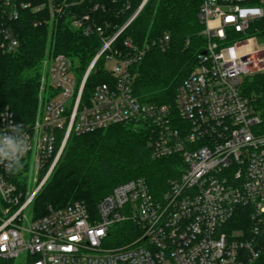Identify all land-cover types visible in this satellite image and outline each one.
Segmentation results:
<instances>
[{
    "label": "built area",
    "instance_id": "built-area-1",
    "mask_svg": "<svg viewBox=\"0 0 264 264\" xmlns=\"http://www.w3.org/2000/svg\"><path fill=\"white\" fill-rule=\"evenodd\" d=\"M1 5L0 55L19 47L7 22L32 1L0 0ZM47 6L53 14H63L69 3L42 1L35 10ZM137 13L111 37L89 16L74 17V27L102 38L101 50L81 79L67 56L47 61L51 94L41 98L31 124L2 112L0 138L12 137L21 145L27 139L23 159L32 156L40 165L53 160L49 176L72 133L121 123L145 125L153 157L181 156L180 177L170 181L160 198L144 178H136L116 186L95 210L74 201L29 218L25 211L38 191L22 203L11 171L0 164V264L21 258L24 264H252L263 254L264 121L242 84L264 69V44L241 55L236 46L257 40L247 34L252 22L264 17V0H203L199 17L207 45L196 68L177 87L174 104L139 101L130 69L146 49L122 55L114 47ZM236 34L243 38H230ZM168 38L159 42L163 49ZM103 54L111 80L95 84L85 100L87 80ZM12 125H20L25 135ZM241 210H247L249 223L236 227ZM125 222L136 226L137 236L108 246L114 227Z\"/></svg>",
    "mask_w": 264,
    "mask_h": 264
},
{
    "label": "trees",
    "instance_id": "trees-1",
    "mask_svg": "<svg viewBox=\"0 0 264 264\" xmlns=\"http://www.w3.org/2000/svg\"><path fill=\"white\" fill-rule=\"evenodd\" d=\"M20 8L17 19L8 20L18 40L16 51L0 55V115L12 113L18 123L31 124L41 98L51 94L47 80L48 64L55 55H64L75 64L79 79L103 46L96 34L86 35L73 25L74 17L89 16L102 25L107 36L115 35L139 10L144 0H62L69 3L67 13L53 14L49 6L35 10L39 2L31 0ZM203 0H147L114 43L122 55L146 49L145 55L131 67L133 93L143 103L174 104L177 87L196 68L207 40L199 13ZM2 5L0 6V13ZM168 38L166 47L160 45ZM247 36L264 39V17L252 22ZM231 39L243 38L236 34ZM129 41L132 47L126 44ZM105 54L87 80L84 99L93 86L110 81ZM243 94L264 121V69L245 77ZM150 129L132 123L115 124L86 134L72 133L45 183L32 200L33 218L62 208L74 201L85 202L91 210L113 189L129 180L144 178L156 198L179 178L183 161L179 155L155 158L148 146ZM53 160L43 166L50 168ZM19 172H10L22 200L32 184L33 157L22 159ZM42 176L40 175V178ZM249 223L247 210L237 216V226ZM131 222L116 225L108 246L127 244L137 236ZM252 264H264V252Z\"/></svg>",
    "mask_w": 264,
    "mask_h": 264
},
{
    "label": "rangeland",
    "instance_id": "rangeland-1",
    "mask_svg": "<svg viewBox=\"0 0 264 264\" xmlns=\"http://www.w3.org/2000/svg\"><path fill=\"white\" fill-rule=\"evenodd\" d=\"M259 44L260 45L264 44V39L244 40V41H241L236 46V49H237V52L241 55V54L249 53V52L256 50L258 48ZM107 67H111V65L108 64ZM31 170H32V173H31L32 184L28 188L26 195H25L26 198L22 200V203H24L29 197H31L36 192V190L38 189V187L40 186L42 181L45 179V177L49 173L50 168H46L43 165H40L34 159L32 166H31ZM40 175L42 176L41 178H40ZM0 205H1V200H0ZM1 209H2V207H1ZM25 212L29 218L33 217L32 204L26 209ZM23 261H24V259L21 258V259L14 261V262H15V264H24Z\"/></svg>",
    "mask_w": 264,
    "mask_h": 264
},
{
    "label": "clouds",
    "instance_id": "clouds-1",
    "mask_svg": "<svg viewBox=\"0 0 264 264\" xmlns=\"http://www.w3.org/2000/svg\"><path fill=\"white\" fill-rule=\"evenodd\" d=\"M12 127L19 130L22 135H25L20 125H12ZM28 150L27 139L21 145L12 137L0 138V164L11 172H19L24 167L22 159Z\"/></svg>",
    "mask_w": 264,
    "mask_h": 264
},
{
    "label": "water",
    "instance_id": "water-1",
    "mask_svg": "<svg viewBox=\"0 0 264 264\" xmlns=\"http://www.w3.org/2000/svg\"><path fill=\"white\" fill-rule=\"evenodd\" d=\"M147 2V0H144L143 4L141 5V7L139 8V10L137 12H139L141 10V8L143 7V5ZM48 176L42 181V183L40 184V186L38 187L37 191L42 187V185L45 183V181L47 180Z\"/></svg>",
    "mask_w": 264,
    "mask_h": 264
}]
</instances>
